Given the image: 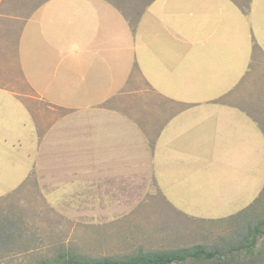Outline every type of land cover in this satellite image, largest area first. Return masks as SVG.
I'll return each mask as SVG.
<instances>
[{"label": "rangeland", "instance_id": "1", "mask_svg": "<svg viewBox=\"0 0 264 264\" xmlns=\"http://www.w3.org/2000/svg\"><path fill=\"white\" fill-rule=\"evenodd\" d=\"M111 1L124 12L121 14L130 26L139 28V41L158 33V40L174 47L185 39H201L206 31L214 30L221 36L223 76L216 80L215 89L227 90L221 102H214L206 111L209 114L212 109L211 118L221 122L222 133L208 129L213 145L207 135L200 136L206 121L201 123L199 119L206 107L196 99L206 97L210 85L202 89L197 78H192L196 83H189L190 90L185 92L183 80L170 75L169 88L175 98L181 95L186 100L190 98L186 95H192L197 101L177 112L176 117L184 113L189 129L172 144L188 153L185 146L191 136L193 140L204 138L193 155L208 157L207 163L194 157L175 163L171 170L180 173L172 174V184L183 188L146 189L133 183L120 189L89 188L87 183L61 188L55 174L68 172L71 166L55 162L70 160V156L62 158L58 149L49 145L47 156L41 159L46 164L34 168L21 181L22 171L30 168L29 153L33 149L23 125L27 117L17 115L12 118L20 134L19 143H14L15 164L10 163V155L0 157V229L8 236L0 242V264H34L59 251L120 257L137 250L171 251L196 244L232 251L223 257L216 254L211 263L241 260L250 264L249 258L239 256L243 252L234 249L233 243L246 232L248 222L264 217V0ZM95 4L103 1L95 0ZM108 15L117 19L114 14ZM130 32L132 38L136 33ZM217 104L225 107L214 111ZM4 118L2 121L0 116V129H10L8 121L4 125ZM248 203L249 216L242 219L238 212ZM254 248V252L264 248V235Z\"/></svg>", "mask_w": 264, "mask_h": 264}, {"label": "crops", "instance_id": "2", "mask_svg": "<svg viewBox=\"0 0 264 264\" xmlns=\"http://www.w3.org/2000/svg\"><path fill=\"white\" fill-rule=\"evenodd\" d=\"M99 1L103 4L0 0V116L2 121L5 117L4 125L6 121L10 125L0 129V157L10 155V163L15 164L13 149L20 134L12 118L26 116L23 125L33 152L21 181L46 164L41 159L49 145L62 158L70 156L55 162L71 166L68 172L55 174L61 188L85 183L103 190L125 188L128 183L146 189L183 188L172 184V174L180 173L171 170L175 163L192 157L207 163L208 157L193 155L204 138L191 136L185 146L188 153L172 144L189 129L184 113L176 114L199 100L206 107L199 119L206 121L200 136L207 135L211 142L209 132L222 133L221 122L211 118L212 109L206 111L221 102L227 90L215 89L223 76L221 36L206 31L201 39H185L174 47L158 40V33L139 41L136 24L130 26L111 0ZM127 32L136 34L131 38ZM170 75L183 80L185 92L189 83L198 82L202 89L209 84L206 97L175 98ZM206 75L207 82H202ZM219 107L225 106L217 104L214 111Z\"/></svg>", "mask_w": 264, "mask_h": 264}, {"label": "trees", "instance_id": "3", "mask_svg": "<svg viewBox=\"0 0 264 264\" xmlns=\"http://www.w3.org/2000/svg\"><path fill=\"white\" fill-rule=\"evenodd\" d=\"M250 206L251 205L238 212L242 219L248 218ZM247 227L248 228L246 232L240 234L241 236L237 240H235V242L233 243V247L236 250H241V252L243 253H241L239 256H242V259L244 260L249 258L251 262L250 264H264V248H258L254 252V245L257 239L264 235V217L259 218L254 223H251V221L248 222ZM4 231V229H0L1 243H4L6 237H8L6 235V232L4 233ZM231 252L232 251H230L229 249L220 251L217 248H205L197 244L192 246L191 248L171 251L137 250L130 255L120 257H88L75 251L69 250L59 251L56 255L51 257L40 258L34 264H171L187 262H194L198 264H219L211 263L210 260L216 254H218L219 257H223L225 256V254ZM235 261L236 262L234 264H246L242 263L241 260Z\"/></svg>", "mask_w": 264, "mask_h": 264}]
</instances>
